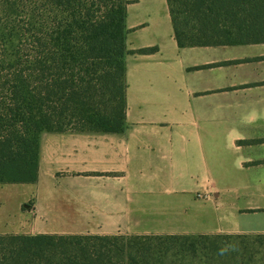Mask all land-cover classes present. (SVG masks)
<instances>
[{"label":"crops","instance_id":"0c3cea01","mask_svg":"<svg viewBox=\"0 0 264 264\" xmlns=\"http://www.w3.org/2000/svg\"><path fill=\"white\" fill-rule=\"evenodd\" d=\"M128 1L126 50L157 51L126 58L125 131L40 135L0 235H264V45L179 49L165 0Z\"/></svg>","mask_w":264,"mask_h":264},{"label":"trees","instance_id":"16d2710c","mask_svg":"<svg viewBox=\"0 0 264 264\" xmlns=\"http://www.w3.org/2000/svg\"><path fill=\"white\" fill-rule=\"evenodd\" d=\"M179 49L264 45V0H165ZM128 0H0V185L44 133L121 134ZM225 64V63H224ZM220 64V65H224ZM0 264H264V235H0Z\"/></svg>","mask_w":264,"mask_h":264},{"label":"rangeland","instance_id":"374dc122","mask_svg":"<svg viewBox=\"0 0 264 264\" xmlns=\"http://www.w3.org/2000/svg\"><path fill=\"white\" fill-rule=\"evenodd\" d=\"M9 210H11V211H12V209H11V206L9 207Z\"/></svg>","mask_w":264,"mask_h":264}]
</instances>
